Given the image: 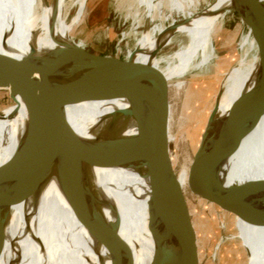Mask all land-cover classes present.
I'll return each mask as SVG.
<instances>
[{
    "label": "bare ground",
    "instance_id": "6f19581e",
    "mask_svg": "<svg viewBox=\"0 0 264 264\" xmlns=\"http://www.w3.org/2000/svg\"><path fill=\"white\" fill-rule=\"evenodd\" d=\"M127 1L123 0L121 6ZM208 1L133 0L137 11L126 40L129 43L133 40L134 44L127 60L144 65L150 72L152 66L156 67L168 89L181 90L182 78L201 68L215 54L214 41L220 32L218 22L224 8L233 4V0H216L211 4ZM257 1L264 7V0ZM4 2L8 23L6 26L0 22V54L18 60L30 54L40 61L76 44L73 28L85 18L91 4V0H42V7L36 1L29 8L26 0ZM74 5L79 11L69 22L68 13ZM177 41L180 42L176 51L158 58L165 47ZM241 50L243 57L232 70H223L218 117L215 115L212 131L204 138L210 143L209 154H216L220 165L224 163L232 169L226 180L230 185L227 199L232 204L234 183L239 189L238 197L243 196L249 184H253V198L264 189V102L257 90L264 67L250 28L242 39ZM170 79L175 81L169 82ZM59 80L68 104V123L74 132L84 140L104 145L109 152H127L136 159L104 166L70 152L65 171L76 213L55 179L47 180L35 193L15 202L11 188L13 157L21 145L28 112L20 98L18 105L1 111L0 264H70L60 251L47 249L45 245L46 238L51 239L43 229L56 227L58 223L63 229L60 231L71 234L82 247L105 256V260H100L103 264H115L116 259L125 264L129 251L133 264H151L156 245L149 227V208L154 203L153 190L157 183L139 159L141 155L161 151V147L155 149L152 136L154 133L169 136L170 113L165 116L140 85L118 76H102L77 65L64 71ZM127 174L136 175L138 187L123 183ZM178 182L184 190L195 189L188 158ZM47 193L52 195L50 201ZM123 193L147 203L150 242L145 243L135 227L136 214L132 207L116 199L117 194ZM250 197L246 199L250 201ZM120 204L128 213L129 232H122ZM33 216L34 222L28 229L26 218L31 223ZM104 221L110 223L106 236L102 234ZM235 226L238 239L249 251V264H264V226L238 216ZM143 256L147 257L145 261Z\"/></svg>",
    "mask_w": 264,
    "mask_h": 264
},
{
    "label": "water",
    "instance_id": "95a60500",
    "mask_svg": "<svg viewBox=\"0 0 264 264\" xmlns=\"http://www.w3.org/2000/svg\"><path fill=\"white\" fill-rule=\"evenodd\" d=\"M230 11L236 12L250 28L264 67V7L257 0H233L232 6L224 8L222 15ZM77 65L102 76H118L140 85L163 114L169 115L168 86L154 66L153 72H150L144 65L131 59L93 54L77 44L61 49L45 61L30 54L20 60L0 54V89H8L15 103L20 98L28 112L26 130L13 157L11 188L15 202L35 193L47 180L55 179L76 213L65 171L70 152H77L93 163L104 166L125 161L129 163L136 159L127 152H109L95 140H84L70 127L66 115L68 104L59 76ZM257 90L259 99L264 102V70ZM216 111L217 104L211 122ZM200 149L195 155L190 178ZM169 153L165 151L159 155L151 152L141 155L139 159L146 165L148 175L164 191L160 201L159 189L154 187V203L149 208V227L156 245L151 264H204L196 234L187 223L186 198L172 168ZM252 187L253 184H249L243 190V199L252 195ZM223 209L251 224L264 226V189L257 197L251 196L245 204H223ZM109 227L110 223L104 221L103 235L106 236ZM245 250L249 257V251ZM115 264H120L118 259ZM125 264H133L130 251Z\"/></svg>",
    "mask_w": 264,
    "mask_h": 264
},
{
    "label": "rangeland",
    "instance_id": "374dc122",
    "mask_svg": "<svg viewBox=\"0 0 264 264\" xmlns=\"http://www.w3.org/2000/svg\"><path fill=\"white\" fill-rule=\"evenodd\" d=\"M36 1L42 7V0H26L29 8ZM215 1L209 0L208 2L211 4ZM122 2L123 0H91L85 18L73 28L74 42L81 44L86 51L93 54L112 55L123 60L127 59L128 52L133 49L134 43L133 40L130 43L126 40V33L132 25L137 4H134V7L132 5L133 0H129L121 6ZM78 11V6L71 7L68 13L69 22H72L77 16ZM169 23L170 21H167L166 25ZM218 28L220 32L214 41L215 54L212 58L201 68L188 72L182 78L184 86L181 90L168 89L170 125L173 128L170 126L169 136L154 133L152 143L155 149L161 147L159 155L165 151L166 153L170 152L169 156L177 180L187 158L190 162L191 175L195 155L202 145L191 176L196 185L195 189L184 190L181 187L186 198L187 223L192 226L196 234L201 260L204 264H249L248 254L243 248L242 241L236 235V215L223 209V204L231 203L229 202L230 199L229 201L227 199L230 195V185L226 180H229V175H232V169L229 170L224 163L220 165L218 163L220 160L216 154H209L210 143L204 140L206 135L212 131L210 122L214 108L219 103V95L224 82L222 80L223 70L231 71L243 57L241 43L249 28L234 11L227 12L222 17L218 22ZM179 42L165 47L158 54V58L176 51ZM173 81L175 79L169 80V82ZM4 93L5 95L0 94L3 96L0 98V112L18 103L13 101L10 92L5 91ZM18 100L19 98H17ZM215 115L214 117L217 118L218 114L215 113ZM123 183L125 185L128 183L130 185L136 184L135 186L138 187L139 179L136 175L127 174ZM157 188L161 201L164 197V191L159 183H157ZM238 190L234 183L233 203L239 205V203L249 202L246 198L238 197ZM51 196L47 193L48 201L52 198ZM115 197L119 203H128L132 207L136 214L135 227L144 242H150L147 203L145 201L138 202L132 196L124 193L117 194ZM120 214L122 232H129L128 213L121 204ZM33 220L34 216L31 223L28 222V217L26 218L28 229H31ZM57 226H48L43 229L51 239L48 241L46 238L47 249L60 251V255L70 264H103L100 260H105V256L101 253L88 251L79 242L72 239L71 234L60 231L63 229L59 223ZM144 242L143 245L147 248ZM146 258L143 256L144 261ZM139 259L138 255L137 260Z\"/></svg>",
    "mask_w": 264,
    "mask_h": 264
},
{
    "label": "crops",
    "instance_id": "0c3cea01",
    "mask_svg": "<svg viewBox=\"0 0 264 264\" xmlns=\"http://www.w3.org/2000/svg\"><path fill=\"white\" fill-rule=\"evenodd\" d=\"M0 22L7 26L8 20H7L6 12H5V2H4V0H0ZM4 92L5 91H0V94L5 95ZM0 98H3V96H0ZM19 103H20V100H19V102L17 104L11 105V106L5 108L3 111L18 105Z\"/></svg>",
    "mask_w": 264,
    "mask_h": 264
}]
</instances>
